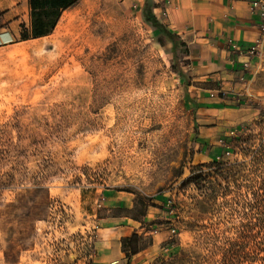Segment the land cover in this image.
I'll return each mask as SVG.
<instances>
[{"label": "rangeland", "instance_id": "rangeland-1", "mask_svg": "<svg viewBox=\"0 0 264 264\" xmlns=\"http://www.w3.org/2000/svg\"><path fill=\"white\" fill-rule=\"evenodd\" d=\"M133 5L82 0L68 27L0 45V264H95L110 191L157 207L139 249L177 229L141 264H264V50L259 109L211 140ZM225 143L230 161L213 157Z\"/></svg>", "mask_w": 264, "mask_h": 264}, {"label": "crops", "instance_id": "crops-1", "mask_svg": "<svg viewBox=\"0 0 264 264\" xmlns=\"http://www.w3.org/2000/svg\"><path fill=\"white\" fill-rule=\"evenodd\" d=\"M82 0H0V45L22 40V34L47 36L57 27L64 29L76 19ZM134 7L141 12L144 0H132ZM156 18L175 35V41L154 31V39L165 49L170 50L174 59L179 61L180 72L187 76V94L196 104L201 116V127L215 136L231 122L247 119L259 109L257 81L262 66L261 53L249 58L232 51L231 43L249 48L262 34L260 16L250 9V0H151ZM70 13L74 18L64 21ZM58 14V16H57ZM62 26V27H60ZM50 33V34H51ZM49 35V34H48ZM30 40V39H28ZM163 42V43H162ZM261 48L264 50V45ZM182 55L177 58L178 55ZM250 60L251 69L245 71L243 62ZM245 73L246 83L239 77ZM221 90L230 91L226 97ZM215 92L216 96L211 94ZM256 99L254 104L249 100ZM261 99V98H259ZM233 127L227 128V134ZM221 134H219L220 137ZM208 140V138H207ZM211 143V142H210ZM217 157L223 147H213ZM121 192H106L105 199L114 216L106 220L104 241L99 247L95 264H121L126 254L122 239L137 232L143 244L146 221L159 218L157 207L149 205L145 215L135 210L132 197ZM123 207L127 211H119ZM155 213V214H153ZM152 223V222H151ZM167 228L161 234L152 235V243L141 247L140 251L127 257L130 264H141L148 255L157 256L170 235ZM144 234L142 236L141 234ZM151 233V232H150ZM152 258V257H151Z\"/></svg>", "mask_w": 264, "mask_h": 264}, {"label": "built area", "instance_id": "built-area-1", "mask_svg": "<svg viewBox=\"0 0 264 264\" xmlns=\"http://www.w3.org/2000/svg\"><path fill=\"white\" fill-rule=\"evenodd\" d=\"M250 9L252 10V12L258 13L260 16V30L262 31V34L259 38H257L254 41V43L249 48H242L237 43H233V42L231 43V47H232V51L235 54L246 55L249 58H252L255 56L257 57L260 54L262 44L264 41V0H250ZM251 68L252 67H251L250 60H246L243 62V69L245 71H249ZM239 80L242 83L247 82V78L245 76V73L239 77ZM229 92L230 91H227V90H221L220 95L222 97H226L229 94ZM211 95L216 96V93L213 92ZM229 134L238 136L239 132L237 129H231L229 131ZM223 147H224L223 153L216 157L218 160H225L226 157H233L234 156V149L231 146V144L225 143ZM165 208H166L167 214H171V215H174V217H176L175 216L176 205H175V202L172 198H168L166 200ZM169 221H171V220H169ZM170 224H171L172 236L170 237V242L167 244V246H165L163 248V253H168L169 251H171L175 247L174 237L177 234V229H176L175 225L172 223V221L170 222Z\"/></svg>", "mask_w": 264, "mask_h": 264}, {"label": "trees", "instance_id": "trees-1", "mask_svg": "<svg viewBox=\"0 0 264 264\" xmlns=\"http://www.w3.org/2000/svg\"><path fill=\"white\" fill-rule=\"evenodd\" d=\"M142 11H143L144 20L154 29V31L158 33H162L166 35V37H168L169 39H172L173 41H175V35L170 30H168V28H166L162 22H160L156 18L153 12V4L151 0H148V2L143 5ZM47 33L50 34L51 32H47ZM48 34H45V35H48ZM37 37H42V36L40 35L30 36L26 33L22 34V40H28V39L37 38ZM178 72H180V70H178ZM185 91L187 94V88H185ZM230 160H231V157L225 158V161H230ZM138 241H139L138 233H134L131 236L124 237L122 239L123 251L126 253L127 257H129L130 254L134 255L140 251L139 246L137 244ZM134 243L136 244L134 245Z\"/></svg>", "mask_w": 264, "mask_h": 264}, {"label": "bare ground", "instance_id": "bare-ground-1", "mask_svg": "<svg viewBox=\"0 0 264 264\" xmlns=\"http://www.w3.org/2000/svg\"><path fill=\"white\" fill-rule=\"evenodd\" d=\"M72 15H74V14H72ZM70 13H66L65 15H64V17H63V19H64V21L66 22V21H71L73 18H74V16H72ZM60 27H62V26H60Z\"/></svg>", "mask_w": 264, "mask_h": 264}]
</instances>
